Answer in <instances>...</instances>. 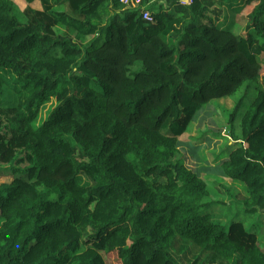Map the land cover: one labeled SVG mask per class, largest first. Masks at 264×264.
Segmentation results:
<instances>
[{"label": "trees", "instance_id": "16d2710c", "mask_svg": "<svg viewBox=\"0 0 264 264\" xmlns=\"http://www.w3.org/2000/svg\"><path fill=\"white\" fill-rule=\"evenodd\" d=\"M24 1L0 0V101L12 96L22 131L0 123L13 174L0 184V264H181L176 239L204 264H264V0ZM223 98L224 218L210 173L179 157L188 126Z\"/></svg>", "mask_w": 264, "mask_h": 264}, {"label": "rangeland", "instance_id": "374dc122", "mask_svg": "<svg viewBox=\"0 0 264 264\" xmlns=\"http://www.w3.org/2000/svg\"><path fill=\"white\" fill-rule=\"evenodd\" d=\"M18 7L22 10L26 3L24 0H13ZM35 8H41L40 4L35 3ZM251 6V5H250ZM248 10L246 9L243 14H246ZM244 20L239 18L236 30L243 25ZM259 79L261 84H264V67L261 68L259 73ZM251 98L246 100V106L249 105ZM14 106L13 98L9 93H6L0 101V123L1 127L4 128V133L7 137H12L13 132L21 134V126L19 122H14L12 120L13 114L6 113V111ZM233 101L229 98H223L215 100L214 103L206 107L194 121L187 128V131L180 137L179 147L180 155L179 157H184L190 165H196L204 170V173L211 176V181H209V191L214 200L224 201L228 205L224 209H219L221 211V217L224 218L225 213H231L233 210L232 197H230L229 186L220 183L219 177L216 175L219 173L213 166L218 157H222L227 151V141H230L225 136H220L223 133V129L218 127V123L225 122V116L227 119L228 113L232 110ZM228 122V121H227ZM224 127V125H223ZM222 131V132H221ZM225 134V133H224ZM192 145L201 146L196 152V156L189 153V147ZM29 152L21 155V158L27 159ZM215 159V160H214ZM27 161L24 162L26 164ZM23 164V165H24ZM212 165L213 167H209ZM13 179V174L8 168L0 167V184H9ZM80 182L82 184L88 183L84 176H79ZM227 181H230L228 178ZM232 191H240L244 194V185L237 181H231ZM218 213L217 210H213V215ZM171 253L178 259L181 264H204L207 260V254L203 253L200 248L193 246L189 242L175 240L170 248ZM105 260L109 264H119L118 258L114 253H104Z\"/></svg>", "mask_w": 264, "mask_h": 264}, {"label": "built area", "instance_id": "2783aa9c", "mask_svg": "<svg viewBox=\"0 0 264 264\" xmlns=\"http://www.w3.org/2000/svg\"><path fill=\"white\" fill-rule=\"evenodd\" d=\"M125 7H132V8H137L142 0H119ZM156 0H150V2H155ZM190 0H187L186 2H188ZM185 2V3H186ZM184 3V2H182ZM143 19L150 22L152 20V17L150 15V13L148 11H143Z\"/></svg>", "mask_w": 264, "mask_h": 264}, {"label": "crops", "instance_id": "0c3cea01", "mask_svg": "<svg viewBox=\"0 0 264 264\" xmlns=\"http://www.w3.org/2000/svg\"><path fill=\"white\" fill-rule=\"evenodd\" d=\"M35 3H37V2H33V3H32V6H33V7H35V6H36V5H35Z\"/></svg>", "mask_w": 264, "mask_h": 264}]
</instances>
